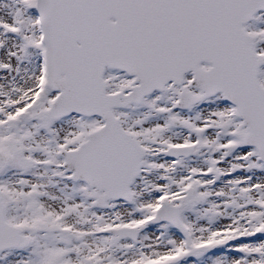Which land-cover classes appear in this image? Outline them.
I'll use <instances>...</instances> for the list:
<instances>
[{
  "label": "snow or ice",
  "instance_id": "1",
  "mask_svg": "<svg viewBox=\"0 0 264 264\" xmlns=\"http://www.w3.org/2000/svg\"><path fill=\"white\" fill-rule=\"evenodd\" d=\"M0 264H264V0H0Z\"/></svg>",
  "mask_w": 264,
  "mask_h": 264
}]
</instances>
